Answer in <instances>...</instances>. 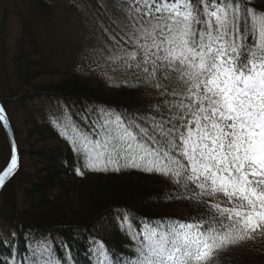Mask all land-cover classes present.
<instances>
[{"label":"trees","instance_id":"trees-1","mask_svg":"<svg viewBox=\"0 0 264 264\" xmlns=\"http://www.w3.org/2000/svg\"><path fill=\"white\" fill-rule=\"evenodd\" d=\"M65 1H79L65 11L85 14L88 31L112 48L123 20L119 0H0V105L19 154L17 171L0 190V264H136L148 229L215 222L217 213L195 185L177 186L159 173L124 167L123 160L108 171L87 169L76 135L95 140L109 119L125 115L160 121L175 101L138 79L136 69L117 67L120 61L108 57L93 66L95 53L62 58L51 50L49 25ZM241 6L264 15V0ZM10 153L0 123V172ZM194 196L199 200L189 202ZM219 257L211 264H264V238Z\"/></svg>","mask_w":264,"mask_h":264},{"label":"snow or ice","instance_id":"snow-or-ice-1","mask_svg":"<svg viewBox=\"0 0 264 264\" xmlns=\"http://www.w3.org/2000/svg\"><path fill=\"white\" fill-rule=\"evenodd\" d=\"M118 10L109 60L175 102L160 121L109 119L76 151L89 171L123 160L232 205H211L215 222L148 229L136 264H211L230 246L264 238V15L241 0H119ZM13 151L0 186L17 167Z\"/></svg>","mask_w":264,"mask_h":264},{"label":"rangeland","instance_id":"rangeland-1","mask_svg":"<svg viewBox=\"0 0 264 264\" xmlns=\"http://www.w3.org/2000/svg\"><path fill=\"white\" fill-rule=\"evenodd\" d=\"M71 3H73L74 6L79 5V1H65V4L63 2L57 4L56 15H53L51 20L52 23L49 25L51 32L47 37L48 42L52 43V48L50 49L62 52V58L77 53L82 55L84 51L95 53L97 58L92 59V62H94L93 66H99L100 62L112 56V52L109 51L110 48L102 45L100 40H97V38L93 36V33L91 34V31H88L87 28H89V24L86 21L87 16L85 14L81 15V11H77L76 13L65 11L67 9L66 6L71 5ZM82 56H84V54ZM46 110H48V108H46ZM55 112L58 111L55 110L51 112L48 110L47 114L51 116L52 120L58 121V123L62 122L58 114L54 115ZM80 138L81 136L76 135L75 142ZM79 154L81 155V153L78 152V155ZM82 162L84 163L83 160ZM206 196L209 198L210 205L220 204L225 208L232 207V205L228 203L227 197L222 193ZM183 213L184 208L179 207L178 214L183 216Z\"/></svg>","mask_w":264,"mask_h":264},{"label":"water","instance_id":"water-1","mask_svg":"<svg viewBox=\"0 0 264 264\" xmlns=\"http://www.w3.org/2000/svg\"><path fill=\"white\" fill-rule=\"evenodd\" d=\"M0 109H3V107L0 105ZM0 115H2L4 117L3 120H0V123L2 125V128L3 130L5 131V134L7 136V139H8V142H9V145H10V150H11V153H10V158H9V161L7 163V165L2 169V171L0 172V175L3 174V172L7 169V167H9L10 165V161H11V158L14 154V149H15V156H16V159H17V167L16 169L14 170V172L5 180L4 184L2 186H0V190L3 188V186L7 183V181L15 174V172L17 171L18 169V166H19V154H18V150H17V147H16V144H15V141H14V138H13V133H12V129H11V125L9 123V120H8V117L6 115V112L5 110L3 109V112H0Z\"/></svg>","mask_w":264,"mask_h":264}]
</instances>
